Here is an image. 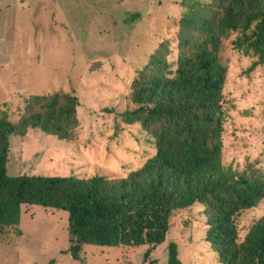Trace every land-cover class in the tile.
I'll return each instance as SVG.
<instances>
[{
	"label": "rangeland",
	"instance_id": "1",
	"mask_svg": "<svg viewBox=\"0 0 264 264\" xmlns=\"http://www.w3.org/2000/svg\"><path fill=\"white\" fill-rule=\"evenodd\" d=\"M183 1L0 0V106L17 122L34 94L74 92L80 101L71 138L39 129L12 138L8 174L126 177L155 156L153 137L121 113L135 108L132 83L164 40L176 70ZM137 12L141 19L127 23ZM237 35L223 39L220 54L228 69L223 163L264 173V65L251 69L255 58L234 47ZM204 210L176 211L166 242L148 256L149 245H84L75 260L69 213L26 205L20 225L0 229V264H168L171 242L183 264H219ZM262 217L264 201L238 217L241 240Z\"/></svg>",
	"mask_w": 264,
	"mask_h": 264
},
{
	"label": "trees",
	"instance_id": "2",
	"mask_svg": "<svg viewBox=\"0 0 264 264\" xmlns=\"http://www.w3.org/2000/svg\"><path fill=\"white\" fill-rule=\"evenodd\" d=\"M183 6L176 70L164 40L132 83L135 108L121 113L125 123H141L157 148L128 176H10L12 138L32 129L71 138L80 101L74 92L34 94L17 122L0 106V229L20 225L23 207L38 205L69 213L68 252L75 260L84 245H149L148 256L166 242L175 212L199 203L219 264H264V217L243 240L238 223L264 201V173L223 163L228 69L220 58L223 39L238 33L233 45L255 58L251 69L264 65V0H184ZM141 17L129 13L126 22ZM178 248L169 244L168 264H183Z\"/></svg>",
	"mask_w": 264,
	"mask_h": 264
}]
</instances>
